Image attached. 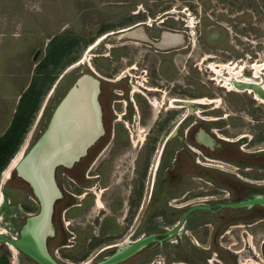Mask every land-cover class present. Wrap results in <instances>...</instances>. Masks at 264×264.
I'll return each mask as SVG.
<instances>
[{
	"label": "flooded vegetation",
	"instance_id": "1",
	"mask_svg": "<svg viewBox=\"0 0 264 264\" xmlns=\"http://www.w3.org/2000/svg\"><path fill=\"white\" fill-rule=\"evenodd\" d=\"M128 10L139 17L140 11ZM165 19L160 26L140 21L114 32L99 27L85 37V59L70 62L65 81L62 76L51 85L53 100L66 90L45 127L80 76L92 77L97 88V137L83 158L55 171L61 196L51 238L62 243L57 252L78 248L77 235L70 245L61 242L58 226L67 215L74 221L81 214L85 264L149 237L118 264H264V206L231 207L264 201V103L255 98L264 100V72L255 81L254 66L218 65L225 56L204 53L213 47L187 56L195 46L186 25L169 30ZM211 65L222 75L217 78ZM239 67L240 77L253 82L237 78Z\"/></svg>",
	"mask_w": 264,
	"mask_h": 264
},
{
	"label": "rangeland",
	"instance_id": "2",
	"mask_svg": "<svg viewBox=\"0 0 264 264\" xmlns=\"http://www.w3.org/2000/svg\"><path fill=\"white\" fill-rule=\"evenodd\" d=\"M130 2L139 5L133 8ZM128 9L140 11L139 17H130L133 13ZM163 19L164 27L169 30H182V25H186L191 46H195L188 50L187 56H197L198 47H213L217 50L204 53L225 56L226 60L216 62L218 65L232 61L233 66L246 64L264 72L261 68L264 66V0H0V141L15 120L16 112L25 114L20 123V127L25 124L22 141L0 173V232L17 237L25 219L38 211L31 190L15 177L14 167L7 179L3 173L44 129L51 110L66 90L63 87L53 100L48 98L51 85L62 76L61 80L65 81L64 73L70 62L85 59V37H93L103 26L106 27L103 31L114 32L140 21L160 26ZM221 48H228V52ZM213 67L210 66L215 72L217 68ZM80 68L76 75L85 70V65ZM215 73L217 78L221 76ZM65 187L70 190L67 183ZM70 218L67 215L65 223L58 226L61 242L70 245L68 241L75 242L73 238L77 235L79 247L57 252L56 246L62 243L50 237L48 250L62 262L85 264V222L81 214L74 221ZM99 248L93 250L88 261L93 260ZM3 257L0 250V264ZM9 264L35 263L12 250Z\"/></svg>",
	"mask_w": 264,
	"mask_h": 264
},
{
	"label": "water",
	"instance_id": "3",
	"mask_svg": "<svg viewBox=\"0 0 264 264\" xmlns=\"http://www.w3.org/2000/svg\"><path fill=\"white\" fill-rule=\"evenodd\" d=\"M96 90V82L92 77L85 74L80 76L56 106L38 139L13 168L15 176L31 190L38 211L25 219L17 237L0 232V244L35 264H64L50 254L47 246L54 232V204L61 196L55 181V171L58 167H71L83 158L97 137L93 106ZM255 204L264 206V201L254 198L231 207H251ZM151 241L152 237H149L122 247L96 264H118Z\"/></svg>",
	"mask_w": 264,
	"mask_h": 264
},
{
	"label": "trees",
	"instance_id": "4",
	"mask_svg": "<svg viewBox=\"0 0 264 264\" xmlns=\"http://www.w3.org/2000/svg\"><path fill=\"white\" fill-rule=\"evenodd\" d=\"M29 111L30 108L28 112ZM23 115L25 114H22L21 112L19 113V111L16 112L15 120H13V123L10 125V129L0 141V173L8 165L22 141V136L25 133V124L23 127H20V123L23 120ZM0 250H2L4 253V257L2 259L3 264H9L11 251L4 244H0ZM84 258L85 257H83V259Z\"/></svg>",
	"mask_w": 264,
	"mask_h": 264
},
{
	"label": "bare ground",
	"instance_id": "5",
	"mask_svg": "<svg viewBox=\"0 0 264 264\" xmlns=\"http://www.w3.org/2000/svg\"><path fill=\"white\" fill-rule=\"evenodd\" d=\"M139 34V33H138ZM142 35V34H141ZM231 65V64H230ZM237 65V64H236ZM239 65V64H238ZM228 67V66H227ZM252 68V67H251ZM213 69H214V67H213ZM226 69V71H228V72H230V69H227V68H225ZM253 69H254V78H253V80H257L259 77H258V74H260L261 73V71H259V68L258 67H253ZM215 70V69H214ZM236 70H239L237 73H236V75H237V78H239V80H244V82H253L252 80L250 81H248V80H246V79H243V78H241L240 77V72L243 70L242 69V67H239V69H237L236 68ZM218 72L220 75H222L221 74V70L219 71V70H215V72ZM232 73V72H231ZM262 74V73H261ZM260 76V75H259ZM252 78V77H251ZM258 81V80H257ZM260 81V80H259ZM243 82V81H242ZM262 83H264V82H262ZM230 86V85H229ZM247 89V88H246ZM260 90H262L263 92H264V86L263 87H261V89ZM235 91V90H234ZM236 92V91H235ZM237 92H239V91H237ZM242 92V91H241ZM249 92H250V89H249ZM164 96V95H163ZM166 96V95H165ZM167 97V96H166ZM261 96H257V95H255V98L257 99V100H259L260 102H262V103H264V100H263V98H260ZM163 98V97H162ZM168 101V100H167ZM190 102V101H189ZM192 102V101H191ZM196 102V101H195ZM259 102V103H260ZM177 107V106H176ZM143 131V130H142ZM173 132V131H172ZM142 137V136H141ZM208 139V138H207ZM205 140V139H204ZM203 142V141H202ZM211 143V142H210ZM190 147V146H189ZM194 152H195V150H194ZM156 157V156H155ZM158 158V157H157ZM17 160H18V156L11 162V164L9 165V167L5 170V172L3 173L4 174V179H7V177L9 176V172L11 171V169L14 167V165H16V163H17ZM218 163V162H217ZM222 164V163H221ZM154 165V164H153ZM223 165V164H222ZM210 167H211V165H210ZM223 167V166H222ZM156 168V167H155ZM219 168V167H218ZM153 170H155V169H153ZM3 179V178H2ZM0 196H1V192H0ZM98 205H100V203L98 202ZM2 233V232H1Z\"/></svg>",
	"mask_w": 264,
	"mask_h": 264
},
{
	"label": "crops",
	"instance_id": "6",
	"mask_svg": "<svg viewBox=\"0 0 264 264\" xmlns=\"http://www.w3.org/2000/svg\"><path fill=\"white\" fill-rule=\"evenodd\" d=\"M17 99H18V98H17ZM9 125H10V124H9ZM9 125H8V126H9ZM8 126H7V127H8Z\"/></svg>",
	"mask_w": 264,
	"mask_h": 264
}]
</instances>
